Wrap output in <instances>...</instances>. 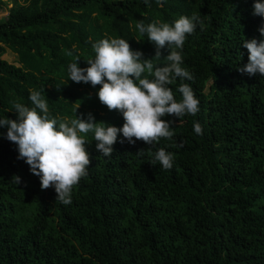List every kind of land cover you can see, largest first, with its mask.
<instances>
[{
  "label": "trees",
  "instance_id": "1",
  "mask_svg": "<svg viewBox=\"0 0 264 264\" xmlns=\"http://www.w3.org/2000/svg\"><path fill=\"white\" fill-rule=\"evenodd\" d=\"M253 2L13 0L0 18V116L15 119L13 104L32 107L29 91L40 90L52 116L92 113L122 126V115L99 101V85L68 80V64L78 55L86 66L91 42L112 37L162 65L167 48L155 57L135 25L193 13L203 28L182 52L192 79L170 87L179 100L177 85L188 84L199 112L163 117L173 121L171 140L118 139L109 157L87 134L88 174L69 205L42 189L16 145L0 137V264H264V76L238 70L248 61L243 40L264 39ZM159 148L174 154L172 169L149 162Z\"/></svg>",
  "mask_w": 264,
  "mask_h": 264
},
{
  "label": "clouds",
  "instance_id": "2",
  "mask_svg": "<svg viewBox=\"0 0 264 264\" xmlns=\"http://www.w3.org/2000/svg\"><path fill=\"white\" fill-rule=\"evenodd\" d=\"M156 2L160 4L162 0ZM144 3L148 5L150 0ZM252 8L254 15L264 18V0H254ZM198 26L202 30L203 21L198 13L181 15L172 23L153 21L135 25L141 37L146 35L156 45L155 57L161 56L160 49L167 48L166 63L162 65L154 64L142 51L133 50L129 40L112 37L91 42L94 56L86 60V66L79 65L78 55L68 64V80L94 88L99 85L96 92L99 101L122 115V126L98 123L92 113L72 119L52 116L42 92L30 90L28 99L32 107L16 102L10 109L15 111V119L0 116V137L16 145L18 159L29 165L42 189L53 187L56 200L71 204L73 186L88 174L87 134L93 135L101 155L109 157L118 139L120 143L130 144L142 140L150 146L161 138L171 140L173 121L163 117L195 116L199 112V99L188 84L177 85L179 100L170 87L178 78L180 81L192 79L190 71L183 67L182 52L187 36ZM258 31L264 37V24ZM243 47L248 50V61L238 70L249 76L257 73L264 76V39H244ZM193 131L203 135L199 122L193 123ZM149 162L170 170L174 166V154L159 148ZM13 181L20 184L21 177L14 175Z\"/></svg>",
  "mask_w": 264,
  "mask_h": 264
},
{
  "label": "rangeland",
  "instance_id": "3",
  "mask_svg": "<svg viewBox=\"0 0 264 264\" xmlns=\"http://www.w3.org/2000/svg\"><path fill=\"white\" fill-rule=\"evenodd\" d=\"M19 4H23L24 0H15ZM13 5V0H0V7L4 10H0V18L7 14V8Z\"/></svg>",
  "mask_w": 264,
  "mask_h": 264
}]
</instances>
